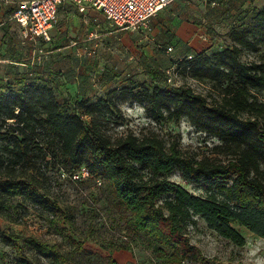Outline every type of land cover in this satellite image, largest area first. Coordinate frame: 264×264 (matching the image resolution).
Segmentation results:
<instances>
[{"label":"trees","instance_id":"obj_1","mask_svg":"<svg viewBox=\"0 0 264 264\" xmlns=\"http://www.w3.org/2000/svg\"><path fill=\"white\" fill-rule=\"evenodd\" d=\"M227 36L229 45L221 51L187 54L165 66L152 60L138 73L145 81L127 77L96 99L66 98L50 81L1 83L0 218L14 221L23 201L52 223H71L30 173L39 160H47L72 180L78 176L74 181L98 184L104 210L124 234L117 251L136 245L149 249L159 264H216L189 242L187 230L196 219L236 247L245 245L241 231L264 239V101L256 96L264 93V60L241 59L244 51L264 47V7L244 10ZM180 73L209 85L220 99L210 104L189 88L165 85ZM125 103L138 105L157 124L186 120L218 141L214 149L224 160L189 159L178 142L155 135L114 137L109 126L118 123ZM175 173L204 186L205 194L194 195L171 181ZM0 242L11 250L14 264H69L76 255L117 264L109 250L85 240H71L68 254L14 232L0 230Z\"/></svg>","mask_w":264,"mask_h":264},{"label":"crops","instance_id":"obj_2","mask_svg":"<svg viewBox=\"0 0 264 264\" xmlns=\"http://www.w3.org/2000/svg\"><path fill=\"white\" fill-rule=\"evenodd\" d=\"M16 2L0 0V84L50 81L66 98L89 99L125 83L134 71L144 72L152 60L165 66L187 54L223 50V31L228 39L244 10L264 7L263 0H173L148 30L130 32L116 29L90 6L66 2L58 8L50 41L34 44L12 18ZM128 34L145 45L139 69L128 62L136 57L134 36Z\"/></svg>","mask_w":264,"mask_h":264},{"label":"rangeland","instance_id":"obj_3","mask_svg":"<svg viewBox=\"0 0 264 264\" xmlns=\"http://www.w3.org/2000/svg\"><path fill=\"white\" fill-rule=\"evenodd\" d=\"M128 35L134 36V54L136 56L131 61L128 59V62L139 69L141 61H144L140 52H144L145 45L143 41H139V36ZM221 35V44L229 45V40L225 39V30ZM123 43L126 44V41ZM241 59L245 63L264 60V47L258 53L244 51ZM138 73V71H134L131 78L136 77L139 80L137 82L142 83L141 81L146 80V75L142 77V74ZM165 85L173 88H189L194 93L206 97L210 104H214L220 99L218 93L212 90L209 85L193 81L181 73L176 76L172 75L170 82L168 81ZM256 96L260 101H264V93L256 94ZM109 130L114 137L125 136L131 132L135 136L155 135L168 143L178 142L182 154L189 159L198 161L203 159L224 160V157L218 155L214 149L218 145V141L195 131L186 120L179 123L157 124L150 121L145 111L138 105H131L130 103L121 105L118 123L109 126ZM46 162L47 160H39L35 167L36 170L30 173L50 199L63 212L65 211L67 217L70 218L71 216V223L67 224L63 221L52 223L51 217L46 213L20 201L23 207L16 209L14 221L10 222L0 218V230L14 232L24 238L34 237L49 244L58 245L66 254L73 249L70 244L71 240H85L94 247L109 250L117 264H159L151 251L143 246L131 245L130 251H117L115 249L116 245L125 241L124 234L118 226L111 223L110 216L104 210L99 199L97 183L90 179L74 181L69 174L58 169L53 162L48 164ZM170 180L194 195L203 196L206 192L204 186L186 183L179 173H175ZM195 221V224L188 228L187 236L190 244L198 250L202 258L216 264H264V239L257 238L247 231H241L245 238V245L236 247L209 231L199 219ZM0 258L2 259L0 264H14L11 250L1 242ZM89 260L92 264L105 263L103 258L96 255L91 258L76 255L69 264H81L83 261H86V264Z\"/></svg>","mask_w":264,"mask_h":264},{"label":"built area","instance_id":"obj_4","mask_svg":"<svg viewBox=\"0 0 264 264\" xmlns=\"http://www.w3.org/2000/svg\"><path fill=\"white\" fill-rule=\"evenodd\" d=\"M173 0H17L12 18L19 26L22 37L38 43L49 42L50 31L57 23L58 8L70 2L87 5L99 11L106 21L120 31L148 30L152 19ZM212 5H215L213 3ZM170 52L171 49H168ZM170 82V79L168 80ZM83 177L87 173L83 171ZM78 179V176H73Z\"/></svg>","mask_w":264,"mask_h":264}]
</instances>
